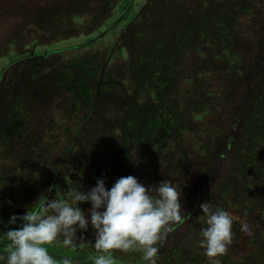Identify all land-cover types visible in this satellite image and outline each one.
I'll list each match as a JSON object with an SVG mask.
<instances>
[{
  "label": "rangeland",
  "instance_id": "1",
  "mask_svg": "<svg viewBox=\"0 0 264 264\" xmlns=\"http://www.w3.org/2000/svg\"><path fill=\"white\" fill-rule=\"evenodd\" d=\"M125 1L0 0L3 225L97 177L108 187L126 175L167 179L186 219L157 242V264H264V0H132L127 24ZM204 201L234 217L215 258L198 243ZM94 239L90 227L75 248H48L58 264H92ZM112 255L147 264L139 249Z\"/></svg>",
  "mask_w": 264,
  "mask_h": 264
},
{
  "label": "clouds",
  "instance_id": "2",
  "mask_svg": "<svg viewBox=\"0 0 264 264\" xmlns=\"http://www.w3.org/2000/svg\"><path fill=\"white\" fill-rule=\"evenodd\" d=\"M83 203L90 207L82 208ZM200 209L206 227L201 229L198 243L210 258L223 255L233 239L234 217L207 201ZM182 221L181 193L170 180L145 185L138 177L126 175L108 187L104 178L97 177L94 186H82L68 199L45 196L31 208L26 206L23 214H12L7 225L0 227V241L5 242L0 264H58L48 246L75 248L78 232L83 236L90 227L96 251L90 257L92 264H114V250L127 253L137 249L147 264H157V242L169 225ZM63 264L73 261L64 257Z\"/></svg>",
  "mask_w": 264,
  "mask_h": 264
},
{
  "label": "flooded vegetation",
  "instance_id": "3",
  "mask_svg": "<svg viewBox=\"0 0 264 264\" xmlns=\"http://www.w3.org/2000/svg\"><path fill=\"white\" fill-rule=\"evenodd\" d=\"M163 9H164V8H163ZM128 12H129L128 10L123 11V12L121 13V14H123V15L121 16V19L124 18L125 14L128 16V15H129ZM210 12H211V14H213V15H215V13H216V12H213V11H210ZM211 17H212V16H211ZM211 17H209V18H211ZM193 19L196 20V18H193ZM118 20H119V18H118L116 21H118ZM123 20H124V19H123ZM197 20H198V19H197ZM204 20H205V19H204ZM129 22H130V21H128V22L124 21L125 24H127V23H129ZM180 23L182 24V21H180ZM205 23H206L207 25H209V20L206 19V21H202V22L199 20V22H197L196 25H199V27L202 28V27H204ZM181 24H180V25H181ZM206 27H207V26H206ZM207 29H208V28H206V31H207ZM208 31H209V30H208ZM112 32H113V31H112ZM113 33H114V32H113ZM105 34H106V31H105V30H104L102 33H101V32H96L95 34L92 35V38H90V41H91V40L94 41V42H95L96 40H97V41H98V40L100 41V40H102V37L104 38V35H105ZM116 39L118 40V37L115 38V39H113V45H112V48L114 47V43H115V40H116ZM94 44H95V43L90 44L89 48H91V49L94 48V47H93ZM103 49H104V48H103ZM86 51H87V50H86ZM97 51H99V48H98ZM108 52H109V51H108ZM86 53H87V52H86ZM95 53H96V51H94V52H89V53L87 54V58H88V59L93 58V56H95ZM15 114H17V115L19 116V115L21 114V112L17 111V112H15ZM188 164L191 165L190 162H188ZM208 188H209V186L207 187V185H205L203 189H206V190H207ZM196 199H197V198H196ZM198 200H199V199H198ZM197 203H198V201H196L195 206L197 205ZM190 210H191V209H190ZM192 210H193V209H192ZM192 210H191V211H192ZM227 210H228V207H227ZM191 213H192V212H189L188 215H187L186 217H189V216L191 215ZM193 214H194V213H193ZM184 219H186V218H183V220H184ZM176 245L179 246V247L182 246V245H180V244H176Z\"/></svg>",
  "mask_w": 264,
  "mask_h": 264
},
{
  "label": "trees",
  "instance_id": "4",
  "mask_svg": "<svg viewBox=\"0 0 264 264\" xmlns=\"http://www.w3.org/2000/svg\"><path fill=\"white\" fill-rule=\"evenodd\" d=\"M122 12L123 11H126V10H128L129 12L128 13H131V12H134V6L132 5V0H128V1H125L124 3H122ZM123 14H121V16H122ZM133 16H134V13H133ZM132 16V17H133ZM132 17H128L126 14H125V16H124V20L123 21H126V22H128L129 20H131V18ZM127 18H129V20L127 19ZM220 19V18H219ZM128 20V21H127ZM115 23H116V20L114 21V22H112L111 24H109L108 26H107V28L105 29V31H106V33H107V35L109 34V33H111L113 30H114V25H115ZM53 50V49H52ZM48 51H50V50H48ZM41 52L40 51H38V52H36V54H40ZM31 55V53H29V52H25V53H23V54H19V55H13V54H10L9 56H10V58H12V60L13 59H15V58H25V57H28V56H30ZM8 63H11V62H8ZM3 72H4V68L3 67H1L0 68V80H2L3 78ZM15 74V73H14ZM16 75V74H15ZM53 176H55V174H53ZM52 183V182H51ZM4 224V223H3ZM3 224H0L1 225V227H4L5 225H3ZM61 259H63V258H61ZM73 263H74V261H73ZM74 264H76V263H74Z\"/></svg>",
  "mask_w": 264,
  "mask_h": 264
}]
</instances>
